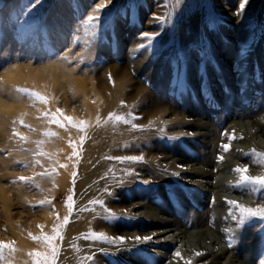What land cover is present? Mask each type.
Listing matches in <instances>:
<instances>
[{"label": "bare ground", "instance_id": "bare-ground-1", "mask_svg": "<svg viewBox=\"0 0 264 264\" xmlns=\"http://www.w3.org/2000/svg\"><path fill=\"white\" fill-rule=\"evenodd\" d=\"M211 1L217 4L214 9L208 8L207 0H180V3L175 7H173L175 0H162L155 11L165 14L166 7H168L167 11L170 10L168 14H171L170 24L171 31H173L172 34L170 33L171 40L178 37L182 38L180 40L185 43L193 41L196 46H202L212 55L211 43L200 37L201 33L206 34V32L199 30V27L203 23H207L205 25L208 26L210 20L208 21L207 17L210 16L214 18L223 16L224 19L220 20H226L227 24H230L229 20L235 19L236 22H231L235 32L229 39L223 38L224 22L221 24L217 21L219 25L217 29L209 30L207 27L208 32H213L215 37H219L216 46L212 42L213 52L220 51L214 55L216 59L219 55L224 54L228 62L232 64L229 59L235 55L231 66H234L232 71L234 75H241L239 82L227 79L223 81L227 83L224 85L222 83L221 87L228 88L230 94L221 93L220 100L218 99L220 96L216 99H214L215 97L211 98V104L215 102L217 105H224L217 118L211 120L210 115L216 114L212 109H204L203 106L192 109L189 102L183 106L182 103L171 100L163 94L164 92L159 87L155 89V92L146 87L140 88L138 90L139 98L136 99L132 94V99L129 102L126 99L127 104L122 106L125 108L121 109L122 90H120V86H114L110 92H106L109 98L100 100L98 105H88L86 120L91 126L86 131L92 129L95 131L88 137V144L83 153L79 143L81 132L71 126L60 128L54 124L46 125L47 130L50 127L57 130L53 141L60 143V158L62 165H66V167H62V178L72 172L71 164L75 163L77 159L72 156V147L67 148L66 146L69 140L77 145L80 158L79 174L82 177L78 183L76 194L79 199L77 210L79 213L71 215L70 222L65 226L63 238L55 241L59 245L61 243V246H66L61 250V260L57 259L56 264H184L185 260H190L191 264H261L264 261V220L253 217L244 226L237 227V220L232 219L230 213L235 214L237 219L239 213L227 203L232 200L246 207L264 206V196L250 194L247 190L236 186L239 174L234 171L237 167H247L248 175L264 176V163H258L260 158L251 154L253 149L257 153H264V81L254 82L253 79L251 80L250 76L259 74L260 69L253 70L252 66L249 67V64L254 62L252 54L255 49V46L250 47V44L254 42L253 39H250L252 37L258 39L260 36L252 33L250 39L246 38V35L244 36L245 40H241L239 37H242L243 31H247V29L256 30L250 24L251 21L247 22L246 18L243 20L240 17V13H250L252 9L249 10L248 5L256 4L255 2L258 0H248L247 7H244L243 11L240 10V7L233 11L230 6H222L223 3L220 4L218 0ZM260 1L263 4L264 0ZM242 2L243 0H241ZM205 17L206 20H204ZM154 22L149 20L147 24L153 25ZM261 23L264 27V19ZM188 30L194 32L185 36ZM262 41L261 43L259 41L256 47L261 56L263 55ZM220 44H222V48ZM228 45H234L237 49L234 51ZM247 45L249 51L247 50L246 56L241 57V49ZM129 50L131 55L136 51L133 45ZM193 51L196 52V48L193 47ZM130 57V55L127 57V62ZM226 59L221 58L223 61H219V65L217 63L222 71L228 63L225 61ZM243 59L247 60V64L239 63ZM149 63L150 60H147L145 66ZM209 63L207 62L205 66H209ZM201 64L198 63L197 67L203 68ZM141 66L142 64L138 62L137 70L140 71ZM23 67V65H19L6 71L2 79L4 83L13 84L21 78L26 82L40 83V80L31 74L24 76ZM134 67L135 62H129L125 71L120 75L123 77L128 70L131 71ZM159 67V63H157L150 68L152 72L147 73L149 79L150 72L151 74L155 72V82L158 85L165 79V76L156 75V70ZM248 67V71L242 74L241 72H244ZM112 72L114 73L113 70ZM157 76L161 79H158ZM260 79L262 78L260 77ZM243 80L250 83L247 85L251 90L249 92L260 91V96L252 97L254 101L251 102V110L236 105L243 102V100L238 101L237 96L240 81ZM123 82H125L124 79ZM216 84L212 86L211 90L214 93L219 90ZM39 89L44 94V89L41 86ZM129 90L133 91L134 87ZM197 97L198 101L202 99L200 94ZM230 101L232 102L230 107L236 110L234 112L226 109ZM112 107L117 114L125 112L126 108L136 110L134 115L140 119L134 122L143 126L144 130H131L130 125H126L128 136L120 137L118 134L113 136L125 139V141L112 146L111 139L107 136H111L108 126L111 125L110 127L113 129L120 126V123L115 125L110 121L105 123L109 113L112 112ZM48 109L50 110L51 107ZM0 111H2L1 108ZM224 111L227 113L225 114ZM253 111L257 113L254 115ZM97 116L106 120H101L102 123L96 127ZM150 122H153L152 127H148ZM161 128L163 131H160ZM189 129H193V131ZM172 136H178L179 140H169L168 137ZM231 136L235 138L229 139ZM219 143L229 144V150L224 151ZM126 144L129 146L125 147ZM139 147H141V151L138 150ZM186 152L190 154L188 155ZM126 155H143L144 162L122 164L107 159L110 156ZM219 157H223V159L220 160ZM124 168L135 169L139 175L125 177L122 172ZM109 169H113L116 177L124 180L122 185L116 186L113 173ZM105 173L108 175L105 176ZM145 180L148 181L147 184L142 182ZM105 187L114 192L115 196H108L104 192ZM170 193L175 194L174 198L170 196ZM215 196L216 201L212 202L211 199ZM169 197L172 203L167 200ZM95 199H103L104 206L89 203ZM197 204L198 207H195ZM223 205L229 208L225 209L222 207ZM172 206L179 207L177 212L173 211ZM104 207L122 219L118 221L105 220ZM66 215L69 213L65 206L56 220L50 221L44 230L45 233L51 235L54 225L58 220L62 221ZM172 216L173 218H170ZM187 224H192V229H189ZM89 231L104 232L111 236L126 238L151 236L152 239L142 243L128 239L125 244L117 246L84 239L82 234ZM230 238H233L232 247H229L228 244ZM30 244L22 245L23 250L27 251V255L18 257L17 252L14 253L15 259L12 260V264L31 263L35 257L30 256L29 253H44L47 250L42 243L37 242V250L32 251ZM101 248L105 251H100ZM176 251L181 253L183 259L173 255ZM197 252L203 254L196 256ZM88 255L94 256L93 261H85ZM166 261L168 262L165 263Z\"/></svg>", "mask_w": 264, "mask_h": 264}, {"label": "rangeland", "instance_id": "rangeland-1", "mask_svg": "<svg viewBox=\"0 0 264 264\" xmlns=\"http://www.w3.org/2000/svg\"><path fill=\"white\" fill-rule=\"evenodd\" d=\"M218 1H220V4L223 3L222 6H230L233 11L237 10L241 4V0ZM161 2L162 0H111V3L107 4V8L100 13V26L96 29L93 40L88 35V29L83 21L86 20L87 15L93 14L92 10L96 3H107V0H42V4L35 9L31 8L33 0H0V108L2 109L0 111V241H14V247L18 249V257L19 255L28 254L27 251L23 250L22 245L25 243H31L30 249L32 251L37 250V241L31 240L28 234L40 235L41 231L45 233L44 230L50 224V221L54 222L58 214L60 215V211L62 212L68 195H73L72 214L79 213L77 211L79 199L76 194L78 183L82 180L79 174L80 158L71 164L72 172L62 178L63 169L60 166L62 165V159L60 158L61 145L58 141L54 142L53 137L47 138L42 135L47 130L46 125L49 126L47 120L42 117L43 112H54L57 108H60L63 110L64 115L72 117L74 120H86L88 105H98L100 100L109 98L107 93L114 86H120V90H122L123 104H120L121 109L125 108L122 106L127 104L126 99H128V102L132 99V94L135 95L136 99L139 98L138 90L140 88L146 87L155 92V89L159 87L165 96L182 103L183 106L189 102L192 109H198L201 106L204 109H212L213 113H216L210 115L212 120L218 117L224 105H217L215 102L211 104L205 96V88L210 89V91L206 89L208 96L215 97L214 99L220 96L218 98L220 100L222 98L221 93L230 94L228 88L221 87L222 83L223 85L227 83L223 82L225 79L239 82L241 75H234L232 71L234 66L231 67L235 55L229 59L232 64L228 62L224 54L219 55L216 59L214 55H217L216 53L220 51L213 52L212 42L216 46L219 37H215L213 32L207 30V27L209 30L217 29L218 23L222 24L224 22L223 38L229 39L233 36L232 33L235 32L233 25H231V22H236L235 19L229 20L230 24H227L226 20H220L221 18L224 19L223 16L215 18L210 16L207 17V20H210L209 25L203 23L199 27V30L206 32V34L201 33L200 37L211 43L212 55L210 51L202 46H196L193 41L185 43L180 40L182 38L179 39L178 37L177 39L173 38V41L171 40L170 33L172 34L173 31H171L170 22L162 23L155 19V17L160 16L166 17L170 13V10L167 11L168 7H166L165 14L155 11L157 5ZM255 3L254 5H248V9H252L250 13L242 14L241 12L240 17L243 20L246 18L247 22L251 21L250 24L257 31L247 29V31H243L242 37H239L241 40H245L244 36L246 35V38L250 39L252 33L260 36L258 39L256 37L250 39L254 41L250 44V47L255 46V49L252 54L254 62L249 64V67L252 66L253 70L260 69L259 74H252L250 79H253L254 82H262L264 81V27L261 22L264 19V2L262 4V1L258 0ZM207 4L210 9H214L217 5L211 0H207ZM245 7H247V4ZM32 17H35V19H32ZM25 20H28L29 23H24ZM105 20L109 21L107 26H105ZM149 20L155 21L154 24H147ZM204 20H206V17ZM157 32H159V36H157L151 48L140 47L145 42L147 44V39L142 36L143 33ZM193 32L188 30L185 36ZM77 37H79L78 40ZM89 40L92 41L91 44H89ZM259 41L260 43L263 42L262 56L256 48ZM132 45L136 51L131 55L129 49ZM228 46L234 51L237 49L234 45ZM193 47L196 48V52L193 51ZM220 47L222 48V44H220ZM247 50L249 51L248 45ZM127 54L131 56L129 62H135V67L131 71L128 70L122 77L120 74L125 71L124 69L129 63L127 62ZM64 56L70 59H61ZM221 58L226 59L225 61L228 62L224 67V71L217 66L219 61H223ZM147 60H150V63L145 66ZM246 61L243 59L239 63L247 64ZM138 62L142 64L140 71L136 68ZM207 62L210 63L206 67ZM157 63H159L160 69L156 70L158 73L156 75L165 76V79L159 85L155 82V72L151 74L150 69ZM198 63H202L203 68L197 67ZM19 65L24 66L22 68L24 76L31 74L37 77L40 83L35 81L26 82L21 78L13 84H5L2 79L6 71ZM249 67L241 73L247 72ZM178 69L187 85V91L182 95L174 89ZM149 71L151 72L148 79L147 73ZM203 71L206 73L204 74ZM157 78L161 79L158 76ZM123 79L125 82H123ZM215 83H217L216 87L219 90L214 93L211 90ZM240 83L237 96L238 101L243 100V102L236 105L251 110V102L254 101L252 97L260 96V91L249 92L251 90L247 85L250 83L246 80L240 81ZM39 86L44 89H42L44 95L49 97L47 104L35 102L34 105L32 99L16 91L18 87H27L41 92ZM131 87H134L133 91L129 90ZM171 88L174 90H170ZM198 94L202 96L199 101L197 100ZM228 104L229 106L226 109L230 112L236 111L230 107L232 105L231 101ZM253 106L256 107L255 104ZM49 107H51V111L48 109ZM114 107L116 108V106ZM114 107H112L111 113H115ZM132 111L126 108V111L121 114L126 115ZM132 113H136V110ZM224 113L226 114L227 111H224ZM253 113L255 115L257 112L253 111ZM20 119H23L25 125L31 127L21 125L18 122ZM101 120L106 119L100 116ZM110 126H108L110 128L109 133L112 137L107 135L111 139L110 144L115 146L125 141V139L113 136L117 134L120 137L128 136L126 125L120 123V126L116 127L117 129ZM49 129L54 132L57 131L51 127ZM92 130L86 131V139L81 145L82 153L84 148L87 147L88 137L95 131ZM189 130L193 131V129ZM14 132L19 135H14ZM83 134L85 133L80 134V136ZM20 136L28 139L26 141L21 140ZM38 140L45 141L42 149L52 156L51 160L36 155L37 144L35 142ZM69 141L66 145L67 148L71 147ZM220 145L222 143H219ZM138 150L141 151V147ZM36 160H39L40 163H35ZM53 168L55 173L47 176L39 175L46 169L51 172ZM73 172L76 173L75 177L72 175ZM21 176L33 177L34 183L19 181L18 178ZM73 179H75V184H73ZM165 197H167L166 194ZM42 200H48L51 203L41 206L39 202ZM167 200L172 203L170 197ZM211 201H216V196ZM195 207H198V204ZM227 207L224 208L227 209ZM178 208V206H172L173 211L177 212ZM170 218H173V216ZM186 226L192 229V224ZM65 230V227L61 230L62 236ZM56 244L58 248H61L57 258L60 261L61 250L66 246H61V243L60 245ZM14 259L15 254L12 256V260ZM28 264H32V262Z\"/></svg>", "mask_w": 264, "mask_h": 264}, {"label": "snow or ice", "instance_id": "snow-or-ice-1", "mask_svg": "<svg viewBox=\"0 0 264 264\" xmlns=\"http://www.w3.org/2000/svg\"><path fill=\"white\" fill-rule=\"evenodd\" d=\"M248 0H243V2L240 4V10L243 11L244 7L246 6ZM111 3V0H107V3H96L94 9L92 10L93 14L87 15L86 20L83 21V24L86 26L88 29V35L91 36V38L94 40L95 35H96V29L100 26V20L101 16L100 13L102 10L107 8V4ZM180 0H175V5L179 4ZM42 4V0H33V3L31 4V8L35 9L38 5ZM107 15V13H105ZM32 19H35V17H32ZM156 20L163 22H170L171 21V14L168 16H160V17H155ZM24 23H29L28 20H25ZM105 26L109 23L108 20H105ZM214 23V22H213ZM142 36L147 39V44H141V48H151L154 44V41L156 40L157 36H159V33H154V34H149V33H143ZM79 37H77V40ZM91 40H89V44H91ZM247 54V47H244L241 49V57L246 56ZM61 59L64 60H69L70 58L67 56L61 57ZM111 79V77H109ZM174 89L177 90L181 95L187 91V85L184 81L183 75L180 72V70H177V77L176 81L174 84ZM16 91L22 94H25L28 98L32 99L35 102H39L41 104H47L49 102V97L42 94L39 91L31 90L27 87H18L16 88ZM205 96L211 101V97L208 96L207 90L205 88ZM123 104V102H122ZM33 105V106H34ZM42 117L47 120L49 124H54L57 127L60 128H67L68 126H71L72 128H75L77 131L81 133H85V135L80 136L79 143L82 145L84 143V140L86 139V130L88 127H90V123L87 120H74L72 117L66 116L63 113V110L60 108H57L54 112H49L45 111L42 113ZM140 119V117L134 115L132 112H128L126 115L125 114H117V113H109L107 122H112L114 125L117 123H123L125 125H130L131 130H144L143 126L136 124L134 121ZM64 121L67 122V124L64 123ZM21 125L25 127H31L30 125H25L23 119H20L18 121ZM15 123V121H14ZM96 123L99 125L101 123L100 117L97 116L96 118ZM153 122H150L148 127H152ZM160 131H163V128L160 129ZM14 135H19L18 133L14 132ZM44 137L51 138L57 135L56 132L52 131L51 129H48L42 133ZM21 140L26 141L28 138L24 136L19 137ZM234 136L229 137V139H234ZM169 140H179L178 136H172L168 137ZM37 144V153L36 155L39 156H44L47 157L48 159H52V156L44 152L42 149V145L45 143L44 140H38L35 142ZM70 146L73 149L72 156L77 157L79 159V152L77 149V145L73 143L71 140L69 141ZM125 147H128L129 145H124ZM224 151H228L230 145L229 144H224L221 146ZM252 155L259 157L260 159L257 161L258 163H264V153H257L254 149L252 150ZM247 155V154H246ZM71 159V157H69ZM107 159L110 160H115L118 161L122 164L124 163H129V164H136V163H143L144 162V156L143 155H126V156H118V157H107ZM218 159L222 160L223 157H219ZM35 163L39 164L40 161L36 160ZM27 166V165H25ZM61 167H66V165H60ZM110 172L113 173L114 177V183L116 186H120L124 183V180L116 177L115 171L113 169H109ZM234 171L239 174V181L238 184L236 185L237 187H241L244 190H247L250 194L256 195L259 194L261 196H264V176H251L248 175V168L247 167H237L234 169ZM123 175L125 177H133V176H138L139 173L136 172L135 169L132 168H124L122 169ZM52 173H55V169L53 168L51 172H49L47 169L44 172L39 173L41 176H47L51 175ZM73 177L76 176V173L73 172ZM108 173H105V176H107ZM19 181L25 182V183H34V178L33 177H25L21 176L18 178ZM143 183L147 184L148 181H142ZM73 184H75V179H73ZM104 192L108 196H115V193L110 191L108 187H105ZM170 196H175L174 193H170ZM41 206L45 204L51 203L48 200H42L39 202ZM90 204L93 205H100L104 206L105 201L103 199H95L89 202ZM229 205L232 206L233 209L237 210L239 213V218L237 219V216L235 214L230 213L232 215V219L237 220V227H242L245 225L247 221H249L253 217H259L262 220H264V206H257L255 208L253 207H246L244 205L239 204L236 201L229 200L227 201ZM65 206L68 209L69 215L64 216L62 221H59L54 225L52 229V234L49 235L47 233H44L41 231L40 235H33L29 233V238L33 241H37L42 243L45 248L47 249L46 252L40 253V252H32L29 253L30 256L35 257L33 259L32 264H56L58 254H59V248L58 245L55 243L57 239H62V229L70 222V215L73 212V195H68L65 201ZM104 212L106 215L104 216L105 220H112V221H118L122 219V217H119L116 215V213L112 212L110 209L107 207H104ZM43 227V226H39ZM231 231V230H229ZM84 239H90L92 241H100L103 243H107L110 245H123L126 243L128 239H134L135 242L137 243H142L146 241H150L152 239L151 236H136L134 238H126L124 236H111L108 235L104 232H95V231H89L86 234H82ZM15 242L14 241H9V242H4L0 241V264H12V256L15 252L18 251L14 247ZM229 247L233 246V238H230L228 241ZM100 251H105L103 248L100 249ZM7 253V254H6ZM203 253L197 252L195 253L196 256H200ZM174 256L181 257V253L179 251H176L173 253ZM94 256L93 255H88L85 258L86 262H91L93 261ZM184 264H191L190 260H185ZM261 264H264V261L261 262Z\"/></svg>", "mask_w": 264, "mask_h": 264}]
</instances>
